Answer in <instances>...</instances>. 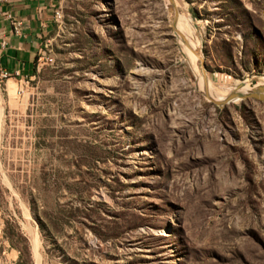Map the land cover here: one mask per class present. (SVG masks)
<instances>
[{"label": "rangeland", "instance_id": "obj_1", "mask_svg": "<svg viewBox=\"0 0 264 264\" xmlns=\"http://www.w3.org/2000/svg\"><path fill=\"white\" fill-rule=\"evenodd\" d=\"M174 2L62 0L0 83V264H264V100L205 96L264 81V0Z\"/></svg>", "mask_w": 264, "mask_h": 264}, {"label": "crops", "instance_id": "obj_2", "mask_svg": "<svg viewBox=\"0 0 264 264\" xmlns=\"http://www.w3.org/2000/svg\"><path fill=\"white\" fill-rule=\"evenodd\" d=\"M61 4L62 0L0 2V83L9 90L15 83L22 85L31 79L39 69L47 39L56 28L55 12Z\"/></svg>", "mask_w": 264, "mask_h": 264}, {"label": "bare ground", "instance_id": "obj_3", "mask_svg": "<svg viewBox=\"0 0 264 264\" xmlns=\"http://www.w3.org/2000/svg\"><path fill=\"white\" fill-rule=\"evenodd\" d=\"M166 3H167V0H166ZM169 3L171 5L169 6V4L167 3V6H169L168 8L170 9V7H171V10L172 9L174 10V8H175V2H174V0H173V2L169 0ZM171 16L172 15H170V17ZM177 17H176V19H177ZM182 18L184 19V17H182ZM176 21H178V24H177V32L176 33H177V37H178L179 41L181 42V45L183 46V48H182L183 49V53L185 54L186 58H189L190 63L194 65V67L196 68V70L198 72V69L200 68L199 65L201 63L199 44L197 42H195L194 39H193L194 37L191 34L192 33L191 27L187 23L183 22L180 19H177ZM192 28H193V26H192ZM191 37H192L193 40L191 39ZM186 38L189 39V41ZM190 39H191V41H190ZM199 76L201 78H204V73H203L202 69L199 70ZM240 84H238V85H240ZM254 84L255 85L264 86V81L263 80L261 81L260 79L259 80L258 79L257 80H251L250 83H244V86L240 87V89H238V91L241 92L242 90H244L245 91L244 93L251 92V93H256V94H264V88H261V89L260 88H251L252 85L254 86ZM198 85L200 86L199 78H198ZM206 86H207V92L211 95V96L209 95L210 98L215 99V100H223V99L226 98V97H222L221 99L216 98V97L213 98L212 96H215V95L212 94L211 89L208 86V84H206ZM235 101H237V99Z\"/></svg>", "mask_w": 264, "mask_h": 264}, {"label": "water", "instance_id": "obj_4", "mask_svg": "<svg viewBox=\"0 0 264 264\" xmlns=\"http://www.w3.org/2000/svg\"><path fill=\"white\" fill-rule=\"evenodd\" d=\"M173 2V0H170ZM173 23L174 21L176 20V18L174 17L173 19ZM202 68H203V73H204V78L205 80L208 82L207 80V75H206V70L204 68V64H203V60H202ZM244 86V83L242 82L240 85H238L236 87V89H234L230 95H228V97H226L225 99L223 100H214L212 98L209 97V95H207V93H205V96L211 100L214 104L218 105L219 107H222L223 105H225L226 103L230 102V101H233V100H236V99H247V98H259V99H262L264 100V95H258L256 93H251V92H239L238 89H240V87Z\"/></svg>", "mask_w": 264, "mask_h": 264}, {"label": "built area", "instance_id": "obj_5", "mask_svg": "<svg viewBox=\"0 0 264 264\" xmlns=\"http://www.w3.org/2000/svg\"><path fill=\"white\" fill-rule=\"evenodd\" d=\"M7 1H13V0H0V2H7ZM60 18H61V11L57 10L55 12V20H56V22H58ZM44 57H45V51L42 52L40 61H44ZM6 76H7L6 74L3 75L4 78H6Z\"/></svg>", "mask_w": 264, "mask_h": 264}, {"label": "trees", "instance_id": "obj_6", "mask_svg": "<svg viewBox=\"0 0 264 264\" xmlns=\"http://www.w3.org/2000/svg\"><path fill=\"white\" fill-rule=\"evenodd\" d=\"M36 72V71H35ZM35 74V73H34Z\"/></svg>", "mask_w": 264, "mask_h": 264}]
</instances>
